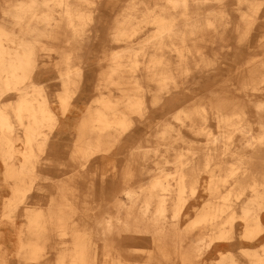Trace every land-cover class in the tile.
I'll return each instance as SVG.
<instances>
[{"label": "bare ground", "instance_id": "obj_1", "mask_svg": "<svg viewBox=\"0 0 264 264\" xmlns=\"http://www.w3.org/2000/svg\"><path fill=\"white\" fill-rule=\"evenodd\" d=\"M12 260L264 264V0H0Z\"/></svg>", "mask_w": 264, "mask_h": 264}, {"label": "rangeland", "instance_id": "obj_2", "mask_svg": "<svg viewBox=\"0 0 264 264\" xmlns=\"http://www.w3.org/2000/svg\"><path fill=\"white\" fill-rule=\"evenodd\" d=\"M191 214H192V213H191ZM191 214L188 215L189 218H190V216H191V218H192V215H191ZM185 221H186V220H185ZM185 221H184V222H185ZM251 245H253V244H251ZM133 256H134V257H138L137 253H134ZM213 256H215V254L210 255V257H213ZM10 264H15V261L12 260V261L10 262Z\"/></svg>", "mask_w": 264, "mask_h": 264}]
</instances>
